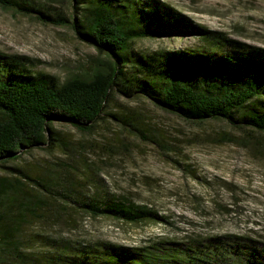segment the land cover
Masks as SVG:
<instances>
[{"label":"trees","instance_id":"1","mask_svg":"<svg viewBox=\"0 0 264 264\" xmlns=\"http://www.w3.org/2000/svg\"><path fill=\"white\" fill-rule=\"evenodd\" d=\"M48 1L0 0V8L66 27L94 48L97 58L90 71L61 81L35 71L28 56L0 53V264H233V258L234 264H264V243L231 235L187 246L128 247L40 233L18 241L13 226L26 218L45 219L54 198L43 197L52 194L58 178L49 174V184L7 164L37 148L76 152L77 147L68 150L71 142L54 125L90 132L108 115L114 89L127 98L144 97L186 122L225 121L247 138L264 137V48L208 30L162 0H67L62 9ZM164 36L194 37L201 45L152 54L132 48L137 40ZM64 172L61 181L70 184L57 193L61 209L77 203L95 217L129 224L158 218L107 192L78 200L70 172Z\"/></svg>","mask_w":264,"mask_h":264},{"label":"rangeland","instance_id":"2","mask_svg":"<svg viewBox=\"0 0 264 264\" xmlns=\"http://www.w3.org/2000/svg\"><path fill=\"white\" fill-rule=\"evenodd\" d=\"M162 1L208 30L264 48V0ZM66 2L47 3L62 9ZM75 37L66 27L0 8V53L28 56L35 71L61 81L90 71L97 58L94 48ZM199 45L194 37L164 36L137 40L132 48L152 54ZM111 92L108 115L90 132L54 125L71 142L68 150L77 147L76 152L37 148L7 164L49 184V174L58 178L53 180L52 194L43 197L54 198L45 219L26 218L13 226L18 241L40 233L128 247L159 242L187 246L192 240L206 243L225 235L264 243V137L247 138L244 130L225 121L186 122L144 97ZM71 167L74 172L68 170ZM64 171L70 172L78 200L95 194L102 198L107 192L116 200L146 207L158 218L129 224L95 217L77 203L61 209L57 193L65 185Z\"/></svg>","mask_w":264,"mask_h":264}]
</instances>
